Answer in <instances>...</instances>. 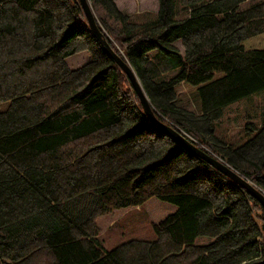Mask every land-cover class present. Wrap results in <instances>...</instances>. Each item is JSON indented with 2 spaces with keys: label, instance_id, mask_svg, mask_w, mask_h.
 <instances>
[{
  "label": "trees",
  "instance_id": "trees-1",
  "mask_svg": "<svg viewBox=\"0 0 264 264\" xmlns=\"http://www.w3.org/2000/svg\"><path fill=\"white\" fill-rule=\"evenodd\" d=\"M89 1L155 116L264 192V0H157L141 15ZM179 83L197 87L196 110ZM256 96L242 142L215 132ZM153 197L175 210L151 239L101 244L98 217ZM0 264H264L263 208L148 120L79 0H0Z\"/></svg>",
  "mask_w": 264,
  "mask_h": 264
},
{
  "label": "rangeland",
  "instance_id": "rangeland-1",
  "mask_svg": "<svg viewBox=\"0 0 264 264\" xmlns=\"http://www.w3.org/2000/svg\"><path fill=\"white\" fill-rule=\"evenodd\" d=\"M259 1L261 0H252L253 3ZM119 4L123 12H139L137 15H141V13L145 12L153 14L158 9L157 0H119ZM91 10L94 15L95 11L92 9V7ZM94 16L97 22V14H95ZM108 35L110 36V39H113L110 34ZM88 58V52H80L68 57L66 60L70 68H76L87 61ZM139 81L145 91V88L140 79ZM175 90L177 92V104H185L186 106H188V108H191L193 110L197 109L196 105L194 104L196 101H198V93L196 92L197 87L191 86L186 83H179L176 85ZM147 98L150 103L148 96ZM262 98L264 99V95L262 96ZM260 101L261 98L259 96H256L250 100H244L228 107V109L225 110L226 112H224V115L215 122V132L220 134V136L222 135L225 139H229L234 145L242 142L245 139V134L243 131L245 122H250L252 120L255 124H258L261 119L262 109L260 106ZM247 117H249L248 121L246 119ZM164 120L166 119L164 118ZM185 136H187L188 138H192L189 134H185ZM238 173L240 174V172ZM251 184H253L256 188L258 187L253 182H251ZM258 189L261 190L259 187ZM174 210V205L153 197L141 206L122 208L114 210L109 214L100 216L96 220V224L99 229L98 236L100 242L105 248L110 249L116 243L129 238L151 239L154 236L152 224L158 223ZM202 241L205 242L208 240L206 238H203Z\"/></svg>",
  "mask_w": 264,
  "mask_h": 264
},
{
  "label": "water",
  "instance_id": "water-1",
  "mask_svg": "<svg viewBox=\"0 0 264 264\" xmlns=\"http://www.w3.org/2000/svg\"><path fill=\"white\" fill-rule=\"evenodd\" d=\"M80 7L84 14V17L87 21L89 26L90 32L93 36L97 39L100 43L101 47L105 52H107L112 58L114 59L115 63L118 67L125 73L126 77L128 78L131 87L133 88L136 96L138 97L140 104L143 107V110L148 118V120L154 124L165 130L170 136L175 138L180 144L186 147L188 150L193 152L199 158L204 160L206 163L211 165L217 171L221 172L223 175L228 177L230 180L235 182L237 185L243 187L263 208L264 210V192L256 188L250 181L240 175L236 170L231 168L229 165L224 163L223 161L215 158L212 154L205 152L204 150L200 149L193 143H191L188 139H186L183 135L177 132L171 126L161 122L154 114L153 109L148 101V98L145 94V91L136 76V72L132 69V67L122 58H120L110 47L108 42L102 36V33L97 25L95 16L91 10L89 0H79Z\"/></svg>",
  "mask_w": 264,
  "mask_h": 264
},
{
  "label": "crops",
  "instance_id": "crops-1",
  "mask_svg": "<svg viewBox=\"0 0 264 264\" xmlns=\"http://www.w3.org/2000/svg\"><path fill=\"white\" fill-rule=\"evenodd\" d=\"M114 3H115V5H116V7H117V9L121 12V13H124V14H138L139 12H132V11H129V12H123L122 10H121V8H120V4H119V0H114ZM157 11V10H156ZM155 11V12H156ZM142 12V11H141ZM154 12V13H155ZM149 13V12H148ZM142 14V13H141ZM154 53V52H153ZM175 69H177V68H175ZM175 69H173V70H171V71H169V73H171L172 74V72H174V70Z\"/></svg>",
  "mask_w": 264,
  "mask_h": 264
}]
</instances>
